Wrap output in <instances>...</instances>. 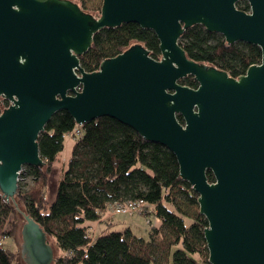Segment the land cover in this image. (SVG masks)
I'll return each mask as SVG.
<instances>
[{"label": "water", "instance_id": "1", "mask_svg": "<svg viewBox=\"0 0 264 264\" xmlns=\"http://www.w3.org/2000/svg\"><path fill=\"white\" fill-rule=\"evenodd\" d=\"M236 1L103 0L98 16L73 0H0L5 198L15 197L24 165L44 164L38 137L56 112L77 124L111 116L176 155L208 221L209 264H264V0H249V13ZM124 22L154 30L161 57L135 43L86 71L80 55L94 34ZM197 23L228 43L258 45L261 61L233 77L188 57L179 39ZM188 75L197 87L180 82ZM21 238L25 264L53 263L46 231L26 213Z\"/></svg>", "mask_w": 264, "mask_h": 264}, {"label": "trees", "instance_id": "2", "mask_svg": "<svg viewBox=\"0 0 264 264\" xmlns=\"http://www.w3.org/2000/svg\"><path fill=\"white\" fill-rule=\"evenodd\" d=\"M73 1L83 5L85 0ZM135 43L146 46L152 57H161L154 30L136 22H124L97 31L89 50L80 55L81 64L86 71H95L101 61ZM179 43L188 57L216 66L233 77L244 74L250 65L262 59L258 45L228 43L221 33L209 31L202 24L188 27ZM180 82L198 86L193 75L181 78ZM8 105L9 101L0 96V111ZM178 117L184 122L180 114ZM67 134L74 139L72 156L57 181L55 199L49 203V174L60 157ZM38 141L44 164L23 166L31 177L30 183L23 185L19 180L18 191L9 200L0 190V236H13L19 216L24 220L26 213L44 228L49 242L54 239L52 264H209L204 237L208 221L200 212L196 216L186 215L176 205L173 190H179L186 202L194 205H199V194L180 175L177 157L169 148L145 139L111 116L77 124L67 110L52 116ZM207 175L210 181L214 180L211 170H207ZM130 200L148 202L151 209L142 214H154L161 221L159 227L151 230L149 239L139 238L129 226L119 230L105 228L95 238L89 234L87 222L100 220L110 206ZM19 204L25 206L24 210L17 208ZM184 217L192 218L190 225ZM16 258V252L0 240V264H15Z\"/></svg>", "mask_w": 264, "mask_h": 264}, {"label": "rangeland", "instance_id": "3", "mask_svg": "<svg viewBox=\"0 0 264 264\" xmlns=\"http://www.w3.org/2000/svg\"><path fill=\"white\" fill-rule=\"evenodd\" d=\"M103 0H85L84 6L94 12L96 15H100L101 12V6H102ZM74 144V139L71 134H67L65 136L64 140V148L61 151L59 159L53 163L51 172L49 174V180H48V187H47V200L48 202H52L55 199L56 191H57V181L61 177L65 167L67 166V163L69 159L72 156V148ZM23 185L29 184L31 181V177L27 173L26 168H23L20 174L19 179ZM173 194L176 196V205L179 206L186 215L190 216H196L200 212L199 205L189 204L186 202V200L183 198L182 194L179 192V190L175 189L173 190ZM167 206L171 209H174L175 206L171 203H166ZM17 208L24 210L25 206L23 204H19ZM109 210L105 212V216L109 215ZM20 215V214H19ZM18 215V216H19ZM114 216L117 219H120L121 221L131 222L133 225V231L134 233L139 237L143 239H149L151 230L158 226L160 221L155 216H145L142 213H134V214H124V213H118L114 211ZM185 222L187 225H190L192 222V218L190 217H184ZM23 218L19 216V220L17 222V230L13 236H5V234H2L0 236L1 243L14 250L17 254V258L15 261V264H25L23 259L20 256V247H21V226L23 223ZM92 227L88 226V232L90 235H92L94 238L100 233L102 227H108L107 224L104 222L103 226L101 221H95V222H89ZM123 223V222H122ZM111 229L113 230H119L122 228V224L120 222H117ZM5 230H8V227L5 228ZM51 243L55 246L54 239H50ZM176 249V247L173 248V250ZM57 254H59L60 249H56Z\"/></svg>", "mask_w": 264, "mask_h": 264}, {"label": "built area", "instance_id": "4", "mask_svg": "<svg viewBox=\"0 0 264 264\" xmlns=\"http://www.w3.org/2000/svg\"><path fill=\"white\" fill-rule=\"evenodd\" d=\"M78 133H80L79 128L76 129V134H78ZM149 209H151L150 204L144 200L125 201L122 203H118L115 206L116 212L124 213V214H134V213H139V212L143 213L144 211H147Z\"/></svg>", "mask_w": 264, "mask_h": 264}, {"label": "crops", "instance_id": "5", "mask_svg": "<svg viewBox=\"0 0 264 264\" xmlns=\"http://www.w3.org/2000/svg\"><path fill=\"white\" fill-rule=\"evenodd\" d=\"M107 210H109L110 212H109V215H108V216H105V212H106ZM107 210L103 213V215H102V217H101V219H100L99 221H101L102 226H103V223L105 222V223L107 224L108 227H102L101 231H102L103 229H105V228H112V227H109V226H113V225L116 224L117 222H120V223L122 224V227H124V226H129V227L132 229V231H133V225H132L131 222L121 221L120 219H117V218L114 216V211H115V207H114V205L110 206ZM152 215H154V214H152ZM152 215H150V216H152ZM159 221H160V220H159ZM122 222H123V223H122ZM87 225L90 226V227L93 226V225H91V223H89V222H87ZM160 225H161V221H160L159 225L156 226V227H159ZM133 232H134V231H133Z\"/></svg>", "mask_w": 264, "mask_h": 264}, {"label": "flooded vegetation", "instance_id": "6", "mask_svg": "<svg viewBox=\"0 0 264 264\" xmlns=\"http://www.w3.org/2000/svg\"><path fill=\"white\" fill-rule=\"evenodd\" d=\"M235 5H236V7L238 8V9H240V10H243V11H245V12H247V13H249V12H251V5H250V1L249 0H237L236 2H235ZM81 7H82V5H81ZM83 8V7H82ZM84 9V8H83ZM197 24H200V23H197ZM203 25V24H202ZM193 26V25H192ZM238 42H245V41H242V40H237V41H235V42H233V43H238ZM1 96V95H0ZM2 98H3V101L4 100H7V101H9L7 98H5V97H3V96H1ZM9 104H10V102H9ZM2 111V110H1Z\"/></svg>", "mask_w": 264, "mask_h": 264}]
</instances>
